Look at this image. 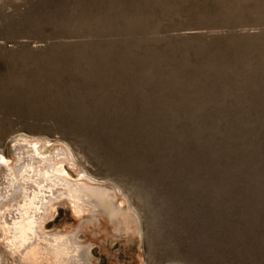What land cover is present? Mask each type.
Returning a JSON list of instances; mask_svg holds the SVG:
<instances>
[{
    "label": "rangeland",
    "instance_id": "374dc122",
    "mask_svg": "<svg viewBox=\"0 0 264 264\" xmlns=\"http://www.w3.org/2000/svg\"><path fill=\"white\" fill-rule=\"evenodd\" d=\"M25 143L122 206L52 202L39 233L90 264H264V0H0L6 167ZM9 211L0 263L22 264Z\"/></svg>",
    "mask_w": 264,
    "mask_h": 264
},
{
    "label": "bare ground",
    "instance_id": "6f19581e",
    "mask_svg": "<svg viewBox=\"0 0 264 264\" xmlns=\"http://www.w3.org/2000/svg\"><path fill=\"white\" fill-rule=\"evenodd\" d=\"M15 151L18 160L13 167H6L3 162L6 161L5 157H0V205L11 206L12 211L9 212L13 218L12 226H3V230L14 234L13 240L9 241L13 251L19 252L22 248L28 256L29 253L35 256L41 252L42 257H52L54 264H90L88 247L81 245L76 235L60 236L53 233L46 237L39 233L40 224L50 211L52 202L66 196L76 205L79 214H90L93 218L99 215L110 222L123 215L122 206L115 204L114 197L110 196L106 188L71 182L67 176L61 175L64 169L58 164L64 159L63 151L44 155L37 144L28 143L16 145ZM19 234L24 237L21 245L15 240ZM38 237L46 239L48 246L38 247ZM45 251L48 253H42ZM26 254L21 256L22 264H30Z\"/></svg>",
    "mask_w": 264,
    "mask_h": 264
}]
</instances>
